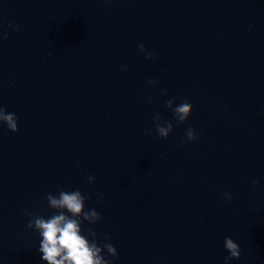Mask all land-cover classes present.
Here are the masks:
<instances>
[{
    "label": "clouds",
    "instance_id": "1",
    "mask_svg": "<svg viewBox=\"0 0 264 264\" xmlns=\"http://www.w3.org/2000/svg\"><path fill=\"white\" fill-rule=\"evenodd\" d=\"M10 28L19 31L18 25L9 23ZM8 33H0V39H7ZM139 51L144 54L145 59L155 60L156 55L146 48L144 43L137 45ZM122 71H127L126 65L121 67ZM150 85L155 86L157 80H149ZM150 102V101H149ZM166 107L173 113L178 123H184L192 113V104L185 99L180 104H175V99L166 101ZM155 133L161 139H166L173 131L171 121H165L159 113L153 116ZM0 126H6L7 129L16 133L18 129V117L15 113H9L3 106H0ZM151 134V130H146ZM186 142L198 139L195 129L189 127L186 131ZM185 141H181V146ZM89 183L95 181L94 176L87 177ZM256 180H252V186L255 187ZM102 196V194H101ZM225 201H230L232 195L229 192L223 194ZM91 199L85 196L79 189L66 191L59 189L58 194L48 193L46 195L47 206L53 210V214L48 218L28 213L30 219L26 227L34 229L41 237L39 251L42 253L41 259L47 264H111V261L103 254L105 251L111 257H117L118 252L114 245L108 241L111 236L105 234V242L101 246L97 240V233L88 229L87 235L82 234V225L87 222L89 225H95L102 219L95 209L85 210L86 200ZM224 248L228 252L225 257V264H229L232 259H239L241 256L240 246L231 237H224Z\"/></svg>",
    "mask_w": 264,
    "mask_h": 264
}]
</instances>
